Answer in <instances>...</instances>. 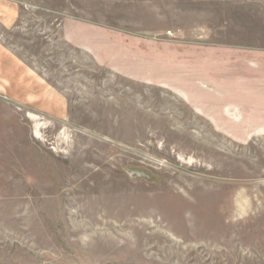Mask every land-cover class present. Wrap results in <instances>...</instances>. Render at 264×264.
Returning <instances> with one entry per match:
<instances>
[{"label":"rangeland","instance_id":"374dc122","mask_svg":"<svg viewBox=\"0 0 264 264\" xmlns=\"http://www.w3.org/2000/svg\"><path fill=\"white\" fill-rule=\"evenodd\" d=\"M0 3V264H264V0Z\"/></svg>","mask_w":264,"mask_h":264},{"label":"crops","instance_id":"0c3cea01","mask_svg":"<svg viewBox=\"0 0 264 264\" xmlns=\"http://www.w3.org/2000/svg\"><path fill=\"white\" fill-rule=\"evenodd\" d=\"M0 4H1V6H2V5L4 6V8H2V9L4 10L3 15H6V11H5V5H4V3H0ZM183 46H184V44H183ZM199 46H201V48L205 51L203 45H197V47H199ZM198 64H200V63H198ZM209 64H212V58H211V57H210V59H206V61H205V66H206V67H207ZM207 69H208V68H207Z\"/></svg>","mask_w":264,"mask_h":264}]
</instances>
